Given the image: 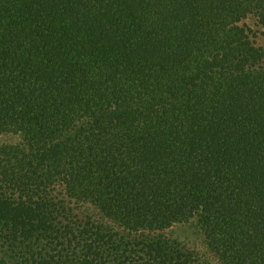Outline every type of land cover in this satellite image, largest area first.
<instances>
[{
    "label": "trees",
    "instance_id": "trees-1",
    "mask_svg": "<svg viewBox=\"0 0 264 264\" xmlns=\"http://www.w3.org/2000/svg\"><path fill=\"white\" fill-rule=\"evenodd\" d=\"M249 19L264 0H0V264H264Z\"/></svg>",
    "mask_w": 264,
    "mask_h": 264
},
{
    "label": "rangeland",
    "instance_id": "rangeland-1",
    "mask_svg": "<svg viewBox=\"0 0 264 264\" xmlns=\"http://www.w3.org/2000/svg\"><path fill=\"white\" fill-rule=\"evenodd\" d=\"M250 30H252V40L256 42L258 46L264 45V35L262 29L257 25L256 21L249 19L245 23ZM168 234L178 240H180L188 248H201V238L197 236L188 225L176 226L169 230Z\"/></svg>",
    "mask_w": 264,
    "mask_h": 264
}]
</instances>
